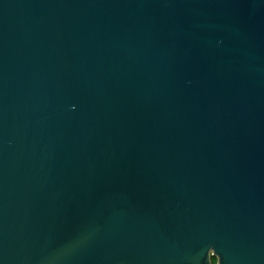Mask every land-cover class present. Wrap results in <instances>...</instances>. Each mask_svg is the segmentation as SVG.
Masks as SVG:
<instances>
[{"label":"water","instance_id":"obj_1","mask_svg":"<svg viewBox=\"0 0 264 264\" xmlns=\"http://www.w3.org/2000/svg\"><path fill=\"white\" fill-rule=\"evenodd\" d=\"M264 264V0H0V264Z\"/></svg>","mask_w":264,"mask_h":264},{"label":"trees","instance_id":"obj_2","mask_svg":"<svg viewBox=\"0 0 264 264\" xmlns=\"http://www.w3.org/2000/svg\"><path fill=\"white\" fill-rule=\"evenodd\" d=\"M211 262H212V264H214V263H215V259H214V258H212V259H211Z\"/></svg>","mask_w":264,"mask_h":264}]
</instances>
